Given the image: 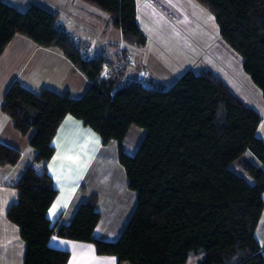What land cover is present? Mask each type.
Listing matches in <instances>:
<instances>
[{
	"label": "trees",
	"instance_id": "obj_1",
	"mask_svg": "<svg viewBox=\"0 0 264 264\" xmlns=\"http://www.w3.org/2000/svg\"><path fill=\"white\" fill-rule=\"evenodd\" d=\"M108 15L128 46H143L136 0H81ZM215 17L222 40L242 58L244 72L264 100V0H197ZM58 14L31 4L24 10L0 0V55L14 35L41 47L58 48L89 80L80 97L18 81L5 91L1 111L28 135L34 162L14 187L18 197L6 218L25 244L23 264H66L69 251L49 244L52 235L90 242L98 255L117 264H186L188 253L204 250L198 264H264L255 228L263 210L264 168L243 159L250 151L264 165L261 115L211 71H185L169 87L122 81L104 55L89 57L83 43L58 22ZM124 55V51L118 56ZM66 115L94 130L102 144L117 143L127 187L136 193L133 211L114 241L94 237L100 218L92 195L68 224L52 226L47 211L57 190L47 171L52 139ZM136 126L144 135L133 154L123 140ZM20 151L0 142V165L15 164Z\"/></svg>",
	"mask_w": 264,
	"mask_h": 264
},
{
	"label": "crops",
	"instance_id": "obj_2",
	"mask_svg": "<svg viewBox=\"0 0 264 264\" xmlns=\"http://www.w3.org/2000/svg\"><path fill=\"white\" fill-rule=\"evenodd\" d=\"M136 3L138 22L137 0ZM54 13L58 14L59 24L67 31V24L60 20V13ZM102 20L104 25L99 32L105 36L110 32L109 26L117 29V42L106 36L102 42H95L98 47L91 48L90 42L93 40L90 38L96 31H88L86 28L91 27L90 22L83 19L79 21L78 26L91 35L80 36L76 32H67L83 43L84 51L89 57L98 54L105 56L111 66L104 68V76L116 67L122 73V81L142 82L139 75L143 70L140 61H135L133 65L131 58H136L130 53L131 46L125 44L120 29L110 23L107 14ZM122 51L124 55L118 56ZM121 58L128 59L129 63L120 68ZM146 80L161 83L150 77ZM14 81L34 92L47 88L59 93L68 92L72 97L81 96L89 85L86 76L58 48L38 46L21 35H14L0 55V107L5 91ZM261 121L262 118L260 123ZM28 139L29 134L21 135L13 127L10 117L0 109V142L20 151V158L15 164L0 165V264H23L25 244L20 238L18 227L6 218V211L18 197L15 183L23 171L34 162L35 152L28 144ZM52 145L54 154L47 163V171L57 194L47 211L51 225L68 224L77 207L92 195H96V210L100 218L93 235L106 241L116 240L133 211V200L136 201V194L127 187L124 169L118 161L117 143L110 141L102 144L94 130L84 125L81 120L66 115L56 130ZM138 145L139 143L135 149ZM122 146L124 150V140ZM247 154H250L247 160L264 168L250 151ZM262 199L264 203V192ZM255 237L264 256V204L255 228ZM49 244L54 248L69 251L70 256L66 264H110L112 261L117 264L113 256L98 255L90 242L69 240L54 234L50 237Z\"/></svg>",
	"mask_w": 264,
	"mask_h": 264
},
{
	"label": "rangeland",
	"instance_id": "obj_3",
	"mask_svg": "<svg viewBox=\"0 0 264 264\" xmlns=\"http://www.w3.org/2000/svg\"><path fill=\"white\" fill-rule=\"evenodd\" d=\"M3 1L22 10L35 4L51 12H58L60 20L67 24V31L76 32L80 36L91 34L79 28V21L83 19L90 22L91 27L86 29L96 31L90 38L93 40L90 42L91 48L98 47L95 42H102L106 36L115 42L118 41L117 29L111 26L107 35L99 32L103 29L102 18H105L106 14L81 0ZM137 2V23L146 36V43L143 46L134 45L129 48L131 55L136 58H131L133 65L135 61H140L144 73L142 83L146 84V79L150 77L169 87L187 70L195 73L209 70L218 75L233 93L261 115L262 121L256 134L264 140V100L261 91L244 72L241 56L222 40L210 9L197 0H137ZM132 127L124 139V150L129 154L135 152L144 135L143 129ZM247 153L248 151L231 167L251 182V178L240 167L241 161L250 155ZM131 192L136 194L134 191ZM134 201L135 199L133 204ZM203 257V249L189 252L186 264H198Z\"/></svg>",
	"mask_w": 264,
	"mask_h": 264
},
{
	"label": "built area",
	"instance_id": "obj_4",
	"mask_svg": "<svg viewBox=\"0 0 264 264\" xmlns=\"http://www.w3.org/2000/svg\"><path fill=\"white\" fill-rule=\"evenodd\" d=\"M126 63H129V60L128 59H123V58H121L120 60H119V67L121 68L124 64H126ZM144 73H141V75H140V79H142L143 78V75Z\"/></svg>",
	"mask_w": 264,
	"mask_h": 264
},
{
	"label": "snow or ice",
	"instance_id": "obj_5",
	"mask_svg": "<svg viewBox=\"0 0 264 264\" xmlns=\"http://www.w3.org/2000/svg\"><path fill=\"white\" fill-rule=\"evenodd\" d=\"M55 207V206H54ZM110 264H115V262L114 261H112V262H110Z\"/></svg>",
	"mask_w": 264,
	"mask_h": 264
}]
</instances>
